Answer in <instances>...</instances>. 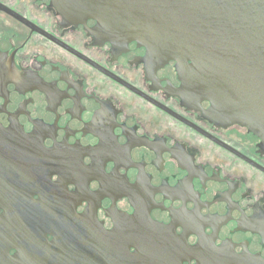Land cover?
Masks as SVG:
<instances>
[{"label":"flooded vegetation","instance_id":"obj_1","mask_svg":"<svg viewBox=\"0 0 264 264\" xmlns=\"http://www.w3.org/2000/svg\"><path fill=\"white\" fill-rule=\"evenodd\" d=\"M199 69L0 0V264H101L137 232L168 263L264 264V137Z\"/></svg>","mask_w":264,"mask_h":264},{"label":"water","instance_id":"obj_2","mask_svg":"<svg viewBox=\"0 0 264 264\" xmlns=\"http://www.w3.org/2000/svg\"><path fill=\"white\" fill-rule=\"evenodd\" d=\"M52 4L71 21L98 19L110 35L146 37L154 50L182 63L190 77L191 69L199 67L204 82L215 84L208 91L217 114L264 137V0H52ZM190 60L193 63L187 65ZM226 83L242 86H220ZM130 236L137 242L135 253L113 247L118 256L101 264H181L168 263L159 249L152 253L143 241L147 233Z\"/></svg>","mask_w":264,"mask_h":264}]
</instances>
